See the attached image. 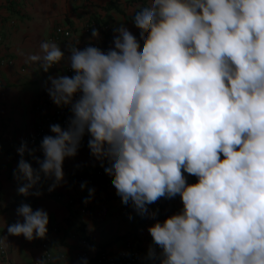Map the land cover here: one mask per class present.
Listing matches in <instances>:
<instances>
[{"label": "clouds", "instance_id": "9594fccd", "mask_svg": "<svg viewBox=\"0 0 264 264\" xmlns=\"http://www.w3.org/2000/svg\"><path fill=\"white\" fill-rule=\"evenodd\" d=\"M134 25L140 40L120 24L107 52L69 45L66 58L45 41L41 55L28 57L44 72L67 60L74 75H50L47 91L72 117L43 137L39 170L23 159L22 143L13 175L27 183L18 192L42 195L31 191L42 177L49 191L60 186L64 161L87 132L122 204L144 217L149 205L180 197L179 213L148 228L150 258L264 264V0H147ZM17 213L23 222L9 235L46 238L45 210L23 204Z\"/></svg>", "mask_w": 264, "mask_h": 264}, {"label": "crops", "instance_id": "0c3cea01", "mask_svg": "<svg viewBox=\"0 0 264 264\" xmlns=\"http://www.w3.org/2000/svg\"><path fill=\"white\" fill-rule=\"evenodd\" d=\"M146 4L147 0H21L18 4L0 0V37L4 39V45L0 43V57L13 61L12 65L0 66V240L7 251V261L3 263L0 258V264H39L42 260L41 239L29 241L22 235L12 236L7 232L8 226L17 221L23 222V217L17 213L23 204H29L33 210H45L49 216L48 229L57 227L59 230L50 233L47 238L54 257L52 264L80 263L76 257V243L71 238L75 233L88 238L92 254L99 250L116 252L129 238L148 253V228L182 210L183 204L177 195L174 199L162 198L149 205V214L141 217L131 202L122 204L111 183L112 177L106 172L91 184L80 182L78 175L81 172L99 168L100 161L91 155L88 147L90 136L82 138L75 157L65 159L64 181L54 190H48L51 180L42 179L31 189L32 192L41 191L42 195H22L18 188L27 181H18L13 175L22 158L18 153L22 143L27 147L23 159L33 169H39L37 158L43 160V152L30 141L41 117L34 109L51 98L47 91L51 86L48 77L65 75L64 68L69 66L64 60L49 72H44L39 62L29 61L28 57L41 55L40 45L48 41L60 45L67 58L70 56L68 46L80 49L79 40L97 43L113 41L116 34L114 28L120 24L140 40L134 16ZM93 19L99 25L107 26V29H98V39L83 33ZM56 27L70 29L73 36L49 41ZM48 135H52L51 131ZM185 175L189 184L196 183L191 175ZM81 184L86 187L81 189ZM89 189H94V194L87 203V214L83 215L79 209L89 198ZM68 198L74 199L73 205L67 203ZM157 205L159 208H156ZM125 211L127 214H124ZM152 213L156 215L152 216Z\"/></svg>", "mask_w": 264, "mask_h": 264}, {"label": "built area", "instance_id": "2783aa9c", "mask_svg": "<svg viewBox=\"0 0 264 264\" xmlns=\"http://www.w3.org/2000/svg\"><path fill=\"white\" fill-rule=\"evenodd\" d=\"M9 3L18 4L21 0H6ZM77 1V0H73ZM131 2H140L142 0H130ZM107 29V26H101L97 23L95 19L90 20V22L83 29L85 35H90L92 29ZM73 36L72 31L68 28L56 27L49 38V41H57L60 39H68ZM0 43L4 45V39L0 37ZM87 46H95L101 50L107 52L110 48H114V43L111 40L105 41L103 43L91 42L87 40H79L80 49H84ZM13 61L7 57H0V66L3 65H12ZM65 75L72 76L74 73L70 69V66L64 68ZM76 98H79L78 95ZM35 113L40 114V121L35 126L34 133L31 137L33 143L39 146L42 142L44 136L48 135L50 131V126L53 124H59L62 128L68 127V122L72 117L70 107H58L53 103L52 99H47L44 104L36 105L34 109ZM90 135L86 132L84 137H89ZM106 167V161H104V167L99 163V168L93 171H84L81 172L78 177L79 181L85 184H91L95 182L98 178H102ZM39 170V169H37ZM193 180L197 182V178L192 176ZM43 180H45L42 177ZM61 199V197H58ZM67 203L70 205L74 204V199L68 198ZM156 208H159L157 205ZM80 213L85 215L88 212V204H83L80 206ZM124 214H127L126 211ZM58 228L54 227L51 230L48 229L46 238L41 239L40 244L42 248V260L46 264H52L54 257L50 251L49 245L47 243L48 235L52 232H58ZM71 238L76 243V257L79 259L80 263L83 264V261L86 260L87 264H159V258L153 259L148 256L147 251L140 249L134 239H126L121 247L116 252H109L107 250H99L96 254H92L91 245L87 237L79 236L78 234H73ZM150 246L155 247L152 242V237L150 235ZM149 246V248H150ZM157 254H159V248H156ZM0 258L4 262L7 261V251L5 247L0 243Z\"/></svg>", "mask_w": 264, "mask_h": 264}]
</instances>
